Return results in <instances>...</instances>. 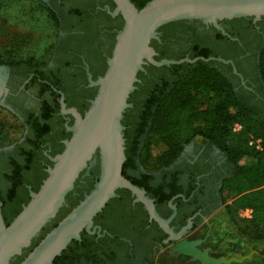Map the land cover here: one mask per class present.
I'll return each mask as SVG.
<instances>
[{
	"label": "flooded vegetation",
	"instance_id": "obj_1",
	"mask_svg": "<svg viewBox=\"0 0 264 264\" xmlns=\"http://www.w3.org/2000/svg\"><path fill=\"white\" fill-rule=\"evenodd\" d=\"M43 1L58 18L59 24V38L51 59L45 65L12 64L4 65L0 70V103L16 115L26 128L20 141L0 149V211L5 224V220L14 217L15 205L23 206L31 197V192L37 191L34 188L42 180L39 170H29L26 174V193L23 188L13 192L12 182L8 178L14 160L22 161L21 145L31 147L25 140L32 137L26 123L42 120L47 112L54 111V116L49 119L52 125L50 134L42 142L41 148L49 159L58 154L62 149L60 144L64 145L67 140L65 137L61 139L59 133L63 127L70 132L67 127L75 120L72 114L62 111L61 98L64 97L67 108H76L82 115L86 112H81L76 105L69 106L67 100L77 105L90 103L88 89L98 87L91 85L88 72L93 80L104 75V62L109 58L112 35L118 31L121 23L120 14L113 16L109 13L116 6L113 0ZM182 21H185L184 24L159 30V38L154 39L158 41L157 44H151L157 53L155 58L162 51H167L169 56L183 58L191 54L198 57L206 54L208 60L205 62L227 77L233 91L264 105V101H258L264 99L260 67L264 50V16L259 20L254 17L223 19L219 21L221 28L202 21ZM87 33L93 36L92 41L96 45L92 48L94 51L89 61L86 59L88 43L84 41ZM150 65L151 71L147 69H150ZM144 67L143 78L138 81L141 87L136 86L132 92L136 91L129 107L133 109L129 122L138 125L185 71L171 65L157 66L152 63ZM83 70L87 74V83ZM43 165L45 171L52 166L42 159L39 167ZM97 165L100 166V163L95 156L78 178V184L73 189L74 198L79 197L81 192L85 195L89 183L96 181L99 176L95 172ZM231 170L232 164L219 147L205 138H195L169 166L147 172L151 174L145 181L148 190L143 188L154 200L158 214L170 220L169 227L173 234L183 233L180 240L172 239L171 234L150 217L144 204L135 201L136 196L131 193L130 207L124 208L119 202L98 218L95 217L93 232H87L90 243L88 252L75 255V258L72 256L63 264H157L159 259L174 258H179L185 264H199L174 250L181 240H202L198 247L202 250L210 248V255L232 257L220 253L210 230L211 217L224 205L223 190ZM121 194L123 197L126 195L123 190ZM110 229L120 236L119 240L106 239L103 248L98 247L95 240L106 234L114 238Z\"/></svg>",
	"mask_w": 264,
	"mask_h": 264
},
{
	"label": "water",
	"instance_id": "obj_2",
	"mask_svg": "<svg viewBox=\"0 0 264 264\" xmlns=\"http://www.w3.org/2000/svg\"><path fill=\"white\" fill-rule=\"evenodd\" d=\"M113 1L116 6L109 13L122 15L124 25L116 35L104 75L93 80L88 72L91 85L98 87L97 93L83 115L76 108H67L64 97L61 98L62 111L75 118L67 127L71 137L64 141L62 152L50 157L53 165L47 168V177L38 191L31 192L29 202L9 225L5 224L0 211V264H9L31 245L33 238L65 204L79 175L97 153L100 172L93 188L19 264H54L74 240H81L84 230L93 232L95 217L118 196L120 188L130 190L136 196L135 201L144 204L150 217L170 233L172 239L180 240L183 236V233L173 234L170 220L158 214L146 190L123 175L126 140L122 121L126 109L131 106L129 97L136 89L138 73L144 71L148 63L170 66L208 60L205 57L157 60L151 42L159 38L161 26L186 20L221 28L219 21L223 19L254 17L259 20L264 16V0H150L141 9L131 0ZM201 243L202 240H181L174 250L199 264L242 263L255 253L214 257L209 253L210 248L198 247Z\"/></svg>",
	"mask_w": 264,
	"mask_h": 264
},
{
	"label": "trees",
	"instance_id": "obj_3",
	"mask_svg": "<svg viewBox=\"0 0 264 264\" xmlns=\"http://www.w3.org/2000/svg\"><path fill=\"white\" fill-rule=\"evenodd\" d=\"M138 9H141L150 0H131ZM57 18V17H56ZM121 23L118 31L112 35L113 42L109 48V57L112 54L116 39L115 36L122 29L124 19L119 16ZM185 21L171 22L159 28L165 30L170 26H178L184 24ZM93 36L87 33L84 41L88 43L86 59L91 58L92 48L96 47ZM157 40H152L151 44L156 45ZM207 58L208 55L204 54ZM197 54H191L189 58L194 59ZM182 59L183 56H169L167 51H162L156 58L161 59ZM105 59V58H104ZM28 64V63H27ZM30 64V63H29ZM209 63L204 60H198L195 63H183L180 65H171L174 68H181L185 71L181 73L170 90L160 99L158 103L152 107L142 124H132L129 122V115L133 111L127 108L122 121L125 126L124 137L126 160L123 165V175L140 188H146L147 179L151 176L150 171H156L169 166L182 153L184 148L190 144L196 137H202L219 147L226 155L232 170L230 176L226 180L234 193L233 201L227 206L228 211H238L240 209H251L252 217L249 219L248 227L264 228V105L263 102L256 103L251 98L239 96L231 88V84L227 77L214 68L209 67ZM105 70L107 62H104ZM153 66V65H152ZM261 73L264 80V50L260 58ZM153 68V67H152ZM149 71L150 69L147 67ZM143 71H140L138 78H143ZM83 77L87 83V74L83 70ZM141 87V84H135ZM91 99L97 93V88L88 89ZM136 92V91H135ZM131 93L129 103L133 102L135 95ZM258 101H264L259 99ZM69 106L76 105L81 112L87 110L90 103L77 105L75 102L67 100ZM46 112V111H45ZM54 111L47 112L42 120L26 124L29 126L32 137L27 140L31 147L21 145L22 161L14 160L11 171L8 174L9 180L12 182L13 192L15 189L23 188L27 193L26 174L31 169L40 171L39 186L35 190L38 191L48 173L44 170V165L40 168L41 160H47L51 165L49 157L44 155L41 148L42 142L50 134L52 125L49 122ZM242 126L241 130L234 131L235 124ZM62 138L69 139L71 132H67L66 128L59 133ZM261 141V149H256L249 144L251 138ZM25 143V141H24ZM58 153L62 152L64 145ZM53 154H51L52 156ZM99 159L98 153L96 154ZM252 159L253 163L248 160ZM151 169V170H150ZM100 172V166L97 165L95 172ZM146 171V172H145ZM83 172L79 175H83ZM93 171V174L95 173ZM78 177V178H79ZM78 180V179H77ZM76 180L75 186L78 184ZM94 182H90L86 190L88 193L93 188ZM122 190L126 193V198L122 196ZM148 190V189H147ZM115 197L110 200L97 218L104 212L109 210L112 205L122 202L124 208L130 207L132 198L128 189H118ZM84 195L77 198L73 197V190L66 196L65 204L60 208L57 215L52 218L33 238L29 247L23 249L20 255L15 256L9 264H19L33 248L45 237V235L54 228L59 221L64 218L82 199ZM122 197V198H121ZM30 200L27 198L25 204ZM24 204V205H25ZM23 205V206H24ZM65 205H70L65 207ZM16 211L14 217L7 221L10 222L20 213L23 206L15 205ZM3 208V207H2ZM110 233L114 235L111 238L106 234L104 237L95 240L98 247L105 244L106 239L119 240V235L112 229ZM96 236V235H95ZM89 236L86 230L81 234V240H74L63 253L58 256L54 264H63L64 260L75 255L88 252L87 247L90 245ZM80 251V253H79Z\"/></svg>",
	"mask_w": 264,
	"mask_h": 264
},
{
	"label": "rangeland",
	"instance_id": "obj_4",
	"mask_svg": "<svg viewBox=\"0 0 264 264\" xmlns=\"http://www.w3.org/2000/svg\"><path fill=\"white\" fill-rule=\"evenodd\" d=\"M58 25V18L43 0H0V70L12 64L45 65L58 42ZM25 132L18 117L0 103V149L20 141ZM223 194L224 205L210 219L216 247L226 256L241 257L255 251L240 264H264V228L248 227L251 209L228 211L234 198L229 185Z\"/></svg>",
	"mask_w": 264,
	"mask_h": 264
},
{
	"label": "built area",
	"instance_id": "obj_5",
	"mask_svg": "<svg viewBox=\"0 0 264 264\" xmlns=\"http://www.w3.org/2000/svg\"><path fill=\"white\" fill-rule=\"evenodd\" d=\"M242 126L240 124H235L234 131L241 130ZM249 144L256 149H261V141L259 139H254L253 137L250 139Z\"/></svg>",
	"mask_w": 264,
	"mask_h": 264
},
{
	"label": "crops",
	"instance_id": "obj_6",
	"mask_svg": "<svg viewBox=\"0 0 264 264\" xmlns=\"http://www.w3.org/2000/svg\"><path fill=\"white\" fill-rule=\"evenodd\" d=\"M220 250V249H219ZM161 260H165V264H185V263H181L180 259L178 258H174V259H161Z\"/></svg>",
	"mask_w": 264,
	"mask_h": 264
}]
</instances>
